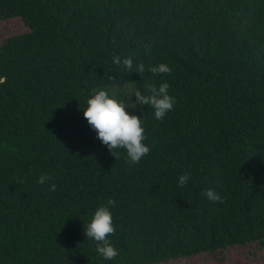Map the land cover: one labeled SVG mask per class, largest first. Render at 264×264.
Here are the masks:
<instances>
[{
    "label": "trees",
    "instance_id": "trees-1",
    "mask_svg": "<svg viewBox=\"0 0 264 264\" xmlns=\"http://www.w3.org/2000/svg\"><path fill=\"white\" fill-rule=\"evenodd\" d=\"M0 25V264H166L264 244V0H0ZM165 80L171 110L140 106L148 153L110 154L84 97ZM109 198L107 260L82 226Z\"/></svg>",
    "mask_w": 264,
    "mask_h": 264
},
{
    "label": "clouds",
    "instance_id": "clouds-1",
    "mask_svg": "<svg viewBox=\"0 0 264 264\" xmlns=\"http://www.w3.org/2000/svg\"><path fill=\"white\" fill-rule=\"evenodd\" d=\"M111 60L113 64L123 65L126 69L131 70L133 67L131 57H120L113 54ZM136 67L137 71L143 70L142 64H137ZM149 70L153 73L171 71L170 67L163 62L150 66ZM145 87L147 92L133 89L123 96L109 93L104 88H96L84 97L83 106L79 107L87 124L94 130L96 137L105 145L110 154L117 157L119 153L114 150L123 149L130 163L138 162L149 151V146L145 143L141 116L131 109L148 105L152 109L153 117L160 120L175 103V97L168 92L169 85L166 80L158 85L147 84ZM37 179L38 182L44 183L47 176L41 174ZM187 180V173L178 174V184L183 185ZM49 188L54 189L55 184H49ZM203 194L212 201L221 198L211 188L204 189ZM113 203L114 201L109 198L107 203L96 205L82 226L84 237L95 241L97 253L107 260L117 255L116 247L108 239V235L115 230L109 207Z\"/></svg>",
    "mask_w": 264,
    "mask_h": 264
},
{
    "label": "rangeland",
    "instance_id": "rangeland-1",
    "mask_svg": "<svg viewBox=\"0 0 264 264\" xmlns=\"http://www.w3.org/2000/svg\"><path fill=\"white\" fill-rule=\"evenodd\" d=\"M6 27L0 25V43ZM109 93L123 96L134 88L131 84L105 88ZM131 111L139 115L140 107ZM166 264H264V244H250L243 247L230 248L223 254L216 256L198 255L184 260L173 261Z\"/></svg>",
    "mask_w": 264,
    "mask_h": 264
}]
</instances>
